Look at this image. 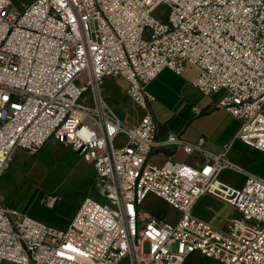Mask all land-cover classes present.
Instances as JSON below:
<instances>
[{
  "label": "built area",
  "instance_id": "2783aa9c",
  "mask_svg": "<svg viewBox=\"0 0 264 264\" xmlns=\"http://www.w3.org/2000/svg\"><path fill=\"white\" fill-rule=\"evenodd\" d=\"M189 66L205 95L226 91L217 107L239 119L235 140L264 152V0H0V177L18 150L53 139L93 164L99 186L66 229L0 195V264H264V176L229 157L232 143L216 154L174 131L159 140L148 85ZM110 78L143 109L137 124L106 98ZM162 145L205 161L152 164ZM207 193L239 216L219 227L194 215ZM151 196L178 215L146 210Z\"/></svg>",
  "mask_w": 264,
  "mask_h": 264
},
{
  "label": "rangeland",
  "instance_id": "374dc122",
  "mask_svg": "<svg viewBox=\"0 0 264 264\" xmlns=\"http://www.w3.org/2000/svg\"><path fill=\"white\" fill-rule=\"evenodd\" d=\"M30 1L32 0H15L20 7ZM168 11V7L162 5L157 13L159 15L166 14ZM107 81L104 90L105 96L124 120L128 123L135 117L140 118L142 109L123 92V83H118L112 78ZM198 93L203 95L199 90ZM202 109L203 111L208 110L204 107ZM232 148L233 146L228 155L232 160L231 155L233 153L237 155L234 162L251 172L264 176V152ZM86 165L91 166L92 163L72 149L55 143L53 140H49L35 155L18 150L13 162L0 177V195L5 203L15 211L29 214L50 225L66 229L69 223L63 224L69 217H72L82 195L86 193V196L89 194L94 197L99 196V186L89 175ZM225 171V176H221V178L238 187L244 184L246 178L243 174L232 170ZM55 195L59 196L58 202L54 207H48L46 200ZM206 204L213 205L221 213L223 219L218 217L211 219L205 209ZM145 208L149 211L166 213L170 218H175L174 216L178 215L170 205L153 196L146 201ZM194 215L210 219L219 225H222L226 217L233 219L239 216L233 206L208 193L203 195L200 204L194 210ZM196 259L199 264H215L213 259L202 256L197 258V255L196 257L192 256L185 264H195Z\"/></svg>",
  "mask_w": 264,
  "mask_h": 264
},
{
  "label": "crops",
  "instance_id": "0c3cea01",
  "mask_svg": "<svg viewBox=\"0 0 264 264\" xmlns=\"http://www.w3.org/2000/svg\"><path fill=\"white\" fill-rule=\"evenodd\" d=\"M197 71V67L189 66L186 73L179 74L170 68H166L148 85V90L155 97V100L151 103V107L159 125V140H163L169 131H174L188 142L195 143L203 139L204 148L216 154L222 153L227 143H232L233 148L236 147L242 151H245V149L258 150L239 140H235L240 128L239 119L225 109L217 107L226 91L217 92L212 96L205 95L192 82V78ZM198 90L203 94L202 96L198 93ZM202 107L208 110L203 111ZM143 112L142 109V114ZM139 119L135 117L128 124L135 125ZM54 142L57 143L56 141ZM236 156L235 153L231 155L234 161L237 158ZM149 160L152 164L156 165H163L167 161L188 162L193 165H200L205 161L203 156L188 154L176 145H162L158 147ZM86 166L89 175L95 181V168L93 164ZM93 172L94 174H92ZM225 172L222 173V177L225 176ZM222 179L228 182L224 178ZM85 197L86 193L82 195L76 204L72 217H69L63 225L70 224ZM202 198L203 196L197 202L194 210L197 209ZM205 209L208 211L211 219L214 217L223 219L221 213L213 205L206 204ZM201 219L219 227H226L231 218H224L225 221L222 225L214 223L210 219Z\"/></svg>",
  "mask_w": 264,
  "mask_h": 264
}]
</instances>
